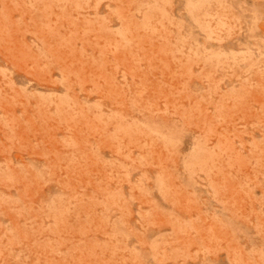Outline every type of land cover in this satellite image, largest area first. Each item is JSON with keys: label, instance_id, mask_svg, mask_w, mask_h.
Masks as SVG:
<instances>
[{"label": "rangeland", "instance_id": "obj_1", "mask_svg": "<svg viewBox=\"0 0 264 264\" xmlns=\"http://www.w3.org/2000/svg\"><path fill=\"white\" fill-rule=\"evenodd\" d=\"M0 264H264V0H0Z\"/></svg>", "mask_w": 264, "mask_h": 264}]
</instances>
